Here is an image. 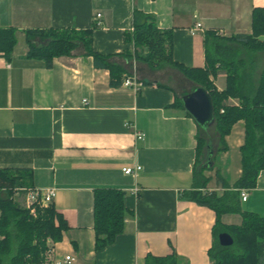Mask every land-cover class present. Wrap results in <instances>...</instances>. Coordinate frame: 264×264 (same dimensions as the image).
Wrapping results in <instances>:
<instances>
[{
	"label": "crops",
	"instance_id": "1",
	"mask_svg": "<svg viewBox=\"0 0 264 264\" xmlns=\"http://www.w3.org/2000/svg\"><path fill=\"white\" fill-rule=\"evenodd\" d=\"M254 9H264V0H0V29L16 37L9 58L0 52V170L20 171L31 188L55 190L51 206L67 228L46 264L66 256L74 259L71 264H144L147 256L169 255L180 264H210L215 214L183 196L194 188L199 132L175 104L196 87L179 88L177 82L188 81L170 67L152 70L120 55L133 50L124 38L140 12L171 32L176 63L204 68L206 34L250 35ZM196 23L201 30L191 35ZM48 29L90 30L93 51L125 70L121 82L135 78L138 92L110 87L108 71L94 68L81 47L54 58L50 67L28 57L25 32ZM224 86L222 79L216 87ZM136 133L143 138L136 140ZM243 136L239 121L222 144L212 140V166L202 172L204 193L233 188ZM127 167L140 170L126 176L121 170ZM97 188L122 191L126 212L123 231L95 251ZM243 190L240 210L264 218V170L253 189ZM227 215L222 224L241 223L238 214L235 224Z\"/></svg>",
	"mask_w": 264,
	"mask_h": 264
},
{
	"label": "trees",
	"instance_id": "2",
	"mask_svg": "<svg viewBox=\"0 0 264 264\" xmlns=\"http://www.w3.org/2000/svg\"><path fill=\"white\" fill-rule=\"evenodd\" d=\"M251 25L250 35L219 38L214 34H206L209 46L205 53V66L190 69L173 60L171 32L158 29L151 16L136 12L133 16V30L124 38L125 43L132 44L133 50L124 51L120 55L125 60L141 62L152 70L170 67L205 89L211 98L214 129L221 144L232 126L239 121L243 122V143L239 148L241 173L233 188L225 187L221 195L215 192L204 193L207 180L202 176L205 169L201 168L202 162L199 164L198 159L193 169L194 188L183 195L185 199L215 214L211 230L212 244L207 251L210 264H264V218L242 211L239 207V190L253 189L259 172L264 170V68L255 88L251 78L241 71L244 65L241 63L239 66L230 61V55L223 52L220 45L225 42L249 52L264 51V44L257 40L264 35V9L253 10ZM25 37L27 56L42 61L46 67H50L54 58L70 56L73 50L81 47L84 54L92 58L94 68L108 71L110 87L120 86L125 70L111 61L110 56L93 51L90 30H30L25 32ZM15 44V32L0 29V52L4 57H10ZM217 55L225 59L220 60ZM219 72L225 74V87L222 90H217L213 83ZM229 98L237 99L239 104L226 105ZM175 104L182 108L180 99ZM201 147L202 142L198 136V158ZM216 180L222 182L218 175ZM30 188L20 171L0 170V264H41L47 249L46 239L58 242L61 233L67 228L51 204L47 208L38 209L33 218L13 201L19 189ZM123 195L122 191L114 188H97L93 191L95 251L111 244L123 231L126 212ZM225 214H238L241 223L236 226L222 224L220 219ZM220 233L231 237V246L221 247L218 244ZM144 264L180 263L176 256L169 255L147 256Z\"/></svg>",
	"mask_w": 264,
	"mask_h": 264
},
{
	"label": "rangeland",
	"instance_id": "3",
	"mask_svg": "<svg viewBox=\"0 0 264 264\" xmlns=\"http://www.w3.org/2000/svg\"><path fill=\"white\" fill-rule=\"evenodd\" d=\"M257 40L260 43L264 44V35L263 36H259L257 38ZM220 45H222V47H221L222 51L223 52H227L230 55V59H231L230 61H233L235 64H237L239 66L241 65V63H242V65H244V68L241 69V71L243 73H245L246 76H249L251 78L250 80H252V84L256 88L258 80H259V78L261 76L262 70L264 68V51L249 52V51H247L246 49H244L242 47H239V46H236V45L235 46H230V45H233V44H228V43H225V42H222ZM211 52H212V50L210 49V53ZM216 57L218 59H220V60H222V59L224 60L225 59L224 57H222L220 55L219 56L217 55ZM219 76H222V78L217 79ZM222 79H224V83H225V74L223 72H219L218 75L213 80V83H214L215 87L219 86V84L222 82ZM187 81L188 82H185V81L177 82V84L179 85V88L181 87L183 89H187L189 87L190 88L198 87L196 82L189 81V80H187ZM216 89H217V87H216ZM225 104L228 105V106H237L239 104V102H238L237 99L229 98L225 102ZM198 135H199V138L201 139V142H202V147H201V150H200V156L198 158L199 159L198 162H199V164H201L202 156H203V153H204V144L208 141V139L215 141L217 139L218 135L215 132L214 126H211L207 130V132H203V131L200 130ZM214 161H215L216 164H218V162H217L218 161V156L215 158ZM20 194H21L20 192H18L17 195L15 194L13 196V201H15L22 209H24L23 208V204H22L23 203L22 202L23 197ZM244 207H245V205H244ZM38 209H41V208H37L34 211L33 214H30L29 212H28V214L31 217L34 218L36 216V211ZM242 210H245V209H242ZM227 217H228V220H229L228 222L230 224H235L237 222V220H238V217L236 216V214H229V215H227ZM45 244H46V248L47 249H46V251L43 254V262L41 264L48 263L50 254L52 252L53 242L50 239H46Z\"/></svg>",
	"mask_w": 264,
	"mask_h": 264
},
{
	"label": "water",
	"instance_id": "4",
	"mask_svg": "<svg viewBox=\"0 0 264 264\" xmlns=\"http://www.w3.org/2000/svg\"><path fill=\"white\" fill-rule=\"evenodd\" d=\"M183 111L190 116L197 127L203 132L214 126V115L211 98L202 87H196L189 93L180 97ZM212 141L208 139L205 144L201 168L209 169L212 166ZM233 243L231 237L226 233L218 235V244L221 247H229Z\"/></svg>",
	"mask_w": 264,
	"mask_h": 264
},
{
	"label": "built area",
	"instance_id": "5",
	"mask_svg": "<svg viewBox=\"0 0 264 264\" xmlns=\"http://www.w3.org/2000/svg\"><path fill=\"white\" fill-rule=\"evenodd\" d=\"M100 17L99 14L96 15V19ZM201 30V25L196 23L192 29H190L189 33L191 35ZM141 84L133 77H125L121 82V87L125 89H130L134 92H138ZM136 140H141L143 138V134L136 133ZM140 170L139 167L134 168H123L121 170L122 174L126 176H135L136 172ZM23 195V208L28 211L30 214H33L37 208H47L51 203L55 195V190L52 188L48 189H19ZM133 194L136 195V190L133 191ZM247 197V192L245 190H239V199L241 201H245ZM74 259L70 256H66L62 262H57L55 264H71Z\"/></svg>",
	"mask_w": 264,
	"mask_h": 264
}]
</instances>
